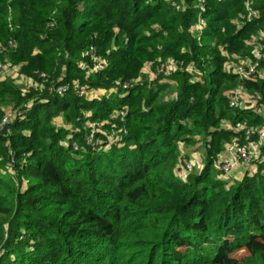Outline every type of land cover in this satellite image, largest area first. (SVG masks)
Instances as JSON below:
<instances>
[{"label": "trees", "instance_id": "16d2710c", "mask_svg": "<svg viewBox=\"0 0 264 264\" xmlns=\"http://www.w3.org/2000/svg\"><path fill=\"white\" fill-rule=\"evenodd\" d=\"M261 32L264 0H0L12 68L70 86L57 96L0 76V264H264V146L242 179L215 167L244 141L238 124L264 128V78L226 67L252 59ZM90 46L101 72L82 68ZM171 61L178 71L158 74ZM242 84L252 102L231 108ZM192 135L204 168L182 180Z\"/></svg>", "mask_w": 264, "mask_h": 264}, {"label": "built area", "instance_id": "2783aa9c", "mask_svg": "<svg viewBox=\"0 0 264 264\" xmlns=\"http://www.w3.org/2000/svg\"><path fill=\"white\" fill-rule=\"evenodd\" d=\"M205 0H201L204 2ZM247 8L249 11V17L256 16L250 9V2H247ZM242 19H245L242 16ZM205 28V22L200 18L195 27V32L200 33ZM260 41L253 53V58H238L235 63L226 65L227 70L236 74L240 80H254L256 76L264 78V33H260ZM16 44L10 41L7 45L0 43V76L1 77H11L17 81L19 85L26 86L27 89H47L51 95L64 96L70 91L69 85H58L47 88L45 83L47 82L48 76L43 73L39 75L42 82L36 81L33 78H27L19 76L18 71L12 68L9 61V54L14 50ZM85 60L82 62V68L88 73H97L103 71L107 65L106 62L97 55V47L90 46L83 54ZM179 69L178 64L175 61H171L166 65L158 68V74L166 73L171 74L177 72ZM193 71V69H189ZM239 86L234 90L233 96L231 98L230 107L231 108H246L248 104L252 102L250 96L246 95L243 86ZM124 89H129V84L124 85ZM75 93L80 97H85L88 95V88L86 86H80L76 84L74 86ZM256 104H254L255 106ZM261 115L264 117V107L260 109ZM25 113H18L19 116H23ZM14 120V113L8 114L2 122V130L10 133V127ZM100 127V126H99ZM237 131H244V141L234 140L226 146V149L219 155L218 161H216L215 167L218 171L222 173V176L226 179H238V175L245 169L249 171L253 169L252 172L256 170V162L261 160L262 147L264 146V128H247L242 124L236 126ZM257 136V139L254 137ZM88 144H94V136L91 134L87 138ZM62 145L66 143L61 142ZM98 145V143H96ZM75 149H78L77 144L74 145ZM14 164V160H12ZM184 169L188 174L195 171H202L204 168V163L202 160H197L196 158H187L183 162ZM239 172V174H238Z\"/></svg>", "mask_w": 264, "mask_h": 264}, {"label": "rangeland", "instance_id": "374dc122", "mask_svg": "<svg viewBox=\"0 0 264 264\" xmlns=\"http://www.w3.org/2000/svg\"><path fill=\"white\" fill-rule=\"evenodd\" d=\"M254 18H257V16H253ZM253 17H249V18H253ZM206 25V24H205ZM196 27V25H195ZM252 42H249L251 43L250 45L253 46V44L255 42L256 43V47L258 45V41H254L253 39L251 40ZM260 41V40H259ZM2 44V43H1ZM255 47V49H256ZM145 72L146 73H149L150 76H154V73L152 72V67H151V64H149L146 69H145ZM24 87V86H22ZM25 88H27L25 86ZM95 95V94H94ZM103 95L102 93H96V96H101ZM62 125V124H60ZM223 128H231L230 125L227 123V122H222V125H221ZM191 136V135H190ZM192 138L193 142L191 145H186V144H180V148L182 150V152L187 155V158L188 157H191V158H196L197 160H202L204 159V154H205V144H204V136L203 135H192ZM61 143V142H60ZM185 158L183 157L182 159H179L178 160V166L176 168V171H175V174L177 177L181 178L182 180H187L186 178H188V173L186 172V170L184 169V165H183V162H184ZM195 172H198V171H195ZM194 172V173H195ZM234 182L232 180H228V183H227V187L229 188L231 185H233ZM234 258H237V259H242L244 256H246V253L241 250V251H237L235 253H233L232 255Z\"/></svg>", "mask_w": 264, "mask_h": 264}, {"label": "crops", "instance_id": "0c3cea01", "mask_svg": "<svg viewBox=\"0 0 264 264\" xmlns=\"http://www.w3.org/2000/svg\"><path fill=\"white\" fill-rule=\"evenodd\" d=\"M95 95L94 96H96V93H94ZM189 158V157H188ZM252 171H253V169H251L250 171H249V169L248 170H246L245 171V169L243 170V172L242 171H240L241 173L239 174V172H238V177H236V178H238V179H242L244 176H245V174H247V173H252Z\"/></svg>", "mask_w": 264, "mask_h": 264}]
</instances>
